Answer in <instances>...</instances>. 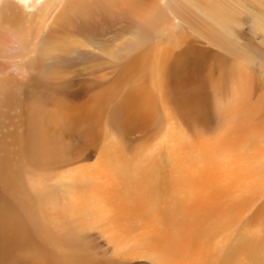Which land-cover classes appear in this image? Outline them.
<instances>
[{
    "label": "bare ground",
    "instance_id": "1",
    "mask_svg": "<svg viewBox=\"0 0 264 264\" xmlns=\"http://www.w3.org/2000/svg\"><path fill=\"white\" fill-rule=\"evenodd\" d=\"M246 40L253 54L240 53ZM40 80H66L72 99L25 113L27 82ZM260 88L264 0H0V264H264V227L238 243L240 263L216 224L229 206L262 224ZM127 201L140 223H126ZM196 214L205 227L190 245L218 238L211 262L190 245L181 259L164 228Z\"/></svg>",
    "mask_w": 264,
    "mask_h": 264
},
{
    "label": "rangeland",
    "instance_id": "2",
    "mask_svg": "<svg viewBox=\"0 0 264 264\" xmlns=\"http://www.w3.org/2000/svg\"><path fill=\"white\" fill-rule=\"evenodd\" d=\"M247 25H248V21L244 22L245 28H244V31L242 32V35L245 38H251V34L247 28ZM243 43L244 44H242L239 47L240 53H242V54H253L254 48L256 46L255 42L252 40L251 41L246 40ZM61 68H62L63 72L67 74V71H68L67 59L62 58ZM110 71L113 72L112 67L110 68ZM64 76H65V74H64ZM10 82H12V85L10 88L15 87L17 85L16 80H11ZM27 83H28V89L29 90L27 91V88H26L27 94L24 97V99L22 100L23 101L22 105H23L24 112L29 113V115L35 113L38 109H46V110L61 109L66 104L67 101L72 99V96L70 97V95H69L70 87L66 83V80L63 82H60V86L56 90H53L51 88L50 83L42 81V80L37 81V82L35 81V82H27ZM62 85H63V91L60 92ZM78 86H79V84L77 83L76 84L77 89H78ZM260 89L264 90V88H260ZM45 104L53 105V107H49V106L44 107ZM4 112L5 111H3V117H5ZM0 125H1V123H0ZM105 129L106 128L104 127L101 138H100V144L97 147V152H99V153H101V150L105 145V141H106V138L104 136V134H105L104 130ZM80 144H81V141H80V139H78V141L75 145H80ZM137 148H138V142H133L132 144L129 145L130 151H134ZM128 154L131 158H135L138 156V153L132 152V153H128ZM114 172L116 175L120 174L119 170H115ZM126 174H129V173H126ZM137 176L139 178H141V176L137 173H135L132 178H129L131 180V184H130L129 188L135 187L136 185H138L140 183L136 178H134ZM101 177H103L102 174H100L98 176V178H101ZM112 184H114V182H112ZM217 185H219V183H217ZM110 186H111V184L108 183V187H110ZM224 190L225 191L231 190L230 193L227 194V196L234 195L233 190L231 188H229V189L225 188ZM238 190L240 192H244L247 195H251L253 193V191L256 190V188L255 187L242 188L239 186ZM240 192H239V194H240ZM137 195H138V192L134 191V192H131L128 195V197L129 196H137ZM222 196H224L223 193H222ZM223 208H225V206ZM228 208H230V209H225L223 212L221 211L216 224L219 226V228L221 230L225 231L223 233V232H221V230H219V234H220L219 236H221V237L225 236L227 239L229 238L227 241V245L234 247V253H236L235 254L236 259L238 260V262L241 263V259L244 257H247V254H246V252H244L242 250V249L245 250V248H241L238 243H243V244L247 245L249 240H251L252 236L257 234L255 232L256 230H258V232H262V229L264 227L263 226L264 225V214L262 216V220L260 221L262 224H258V222L251 223L249 216L254 211L253 209H252V211L251 210H242V209L241 210H235V209H232L231 206H229ZM129 211H130L129 202L127 201V203L125 205V217L128 218L126 221L127 224L129 221H131L134 224H138L142 221L143 209L136 208L135 213L138 212L139 214H136V215L132 214L131 217L128 216ZM202 211H204V212H202ZM255 211H258V210L255 209ZM198 212L203 214L204 217L209 218V217L215 216V212L217 215L219 212V209H213V210L207 209V210H201ZM205 214H206V216H205ZM199 215L196 214V215L192 216L191 218H184V217L181 218L178 215L177 218H179L183 221V223H182V221H181V223H180V221H177V223L179 222L181 226L179 225V223L176 224L177 226L175 225V223L164 225V228H168V236L170 235L169 241H171L172 237L175 236L174 247H175V249H177V248L181 249V256H180L181 259L186 256L191 241L199 238V236H195V232H197V231H199L205 227V225H203V224L201 226L199 224H197V222H198L197 216H199ZM241 218H245V219H249V220L245 223H243V221L241 220L240 224L237 227V230H236V228L232 230L230 225H232L233 223H236ZM150 226H151V224H150ZM152 226L154 227L155 225H152ZM152 226H151V228H153ZM155 228H156V226H155ZM147 230H149V229L143 228L142 231H144V233H145ZM137 231H139V230H137ZM245 232H248V233H245ZM163 233L167 234V231L163 230ZM263 233L264 232H262L260 234V239H264ZM177 235H179V236H177ZM191 237H192V239H191ZM238 237H239V239H241L240 242H238ZM254 238H256V237H254ZM217 240H218V238H213L210 241V244L208 243L207 245H203V246H202V242H200V240L193 242V244L190 245V247L192 248L193 256L197 260L202 259V260H208L209 262H211L214 258L213 257L214 253L212 251V245H215L217 243L216 242ZM233 243H234V246H233ZM198 244L202 248H198L197 247ZM88 245L93 249L95 254H97L100 251L99 247L101 244L99 243V240H89ZM165 253L168 254L166 250H165ZM160 254H161V252H159V255ZM170 263L172 264L171 259L168 257L163 262V264H170ZM196 263H197V261H196ZM178 264H192V262L189 263V262H187V260H185V261L183 260Z\"/></svg>",
    "mask_w": 264,
    "mask_h": 264
}]
</instances>
